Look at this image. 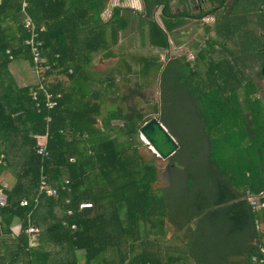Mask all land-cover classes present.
Returning a JSON list of instances; mask_svg holds the SVG:
<instances>
[{"label": "trees", "instance_id": "16d2710c", "mask_svg": "<svg viewBox=\"0 0 264 264\" xmlns=\"http://www.w3.org/2000/svg\"><path fill=\"white\" fill-rule=\"evenodd\" d=\"M24 1L36 31L44 29L35 38L41 42L39 83L54 106H45L39 83L0 94V172L15 176L0 206V231L11 237L0 244V264H48L46 241L59 251L54 264H79L77 251L81 264H166L146 251L153 242L140 230L162 228V219L171 220L173 212L192 218L198 206L184 201L193 188L201 192L198 187L207 183L202 179L221 190L233 187L236 193L227 200L258 197L264 204V195L259 197L264 191V106L245 71L247 55L225 51L228 56L214 58L206 46L192 60L180 56L162 62L109 50L129 19L140 45L164 51L168 36L186 20L200 23L238 0H205L208 8L202 0H176L177 12L171 9L173 0H141V12L112 6L105 23L99 16L110 0ZM22 2L0 0V67L10 59L32 65L24 45L29 34ZM157 10L161 27L152 19ZM54 30L59 34L50 38ZM212 44L207 38L206 45ZM256 56L263 58V50ZM109 61L118 79L108 74L99 79L97 68ZM3 76L0 68L1 81ZM156 84L158 101L148 103L144 91ZM155 114L177 143L167 158L171 185L164 188L153 187L154 155L145 158L139 151V129ZM40 147L45 155L37 153ZM41 177L57 188L56 196L38 191ZM173 191L180 192L178 202ZM80 203L90 207L79 210ZM257 211L264 225V207ZM14 221L19 229L12 236ZM30 225L43 226L35 246L25 234ZM259 246L264 247V233L246 247L242 264H260Z\"/></svg>", "mask_w": 264, "mask_h": 264}, {"label": "crops", "instance_id": "0c3cea01", "mask_svg": "<svg viewBox=\"0 0 264 264\" xmlns=\"http://www.w3.org/2000/svg\"><path fill=\"white\" fill-rule=\"evenodd\" d=\"M202 1V7L208 8L209 4L204 2L205 0ZM120 2L117 6L128 8L135 12L142 11L141 0H122ZM229 4L231 3L229 2L228 6ZM170 5L171 9L175 12L181 10V6L176 0H173ZM231 5L230 9L227 6V8L220 10L215 15H206L201 19V22H205L203 26L208 28V31L205 32L204 27H202L203 32L201 36L203 45H205L202 47L205 48L207 46L206 48H208L212 56L216 54L217 57L214 58L228 56L225 51H231V54L234 56H240L241 54L247 55L245 57V71L252 72L254 69L255 72L253 71L252 77L258 88V85L264 82V77H258L257 75L260 73L259 70L264 61V57L260 58L256 56L259 51L262 52L264 49V0H238ZM112 6H114V0H110L106 4V9L100 14L99 18L101 22L105 23L108 20ZM191 8L197 10L198 7L191 4ZM159 11H156V17L158 19V23H156L161 27V22L158 17ZM207 20L211 22L208 25ZM188 22L186 20V23ZM133 29L134 26L131 20H127L126 26L117 34V43L109 49L112 50L113 55L130 54L132 52L130 51L131 49L146 47L145 44L142 46L135 40L133 37ZM78 30L85 32L81 27ZM207 38L210 44L212 42L214 44L206 45ZM193 48L194 54L197 49H200L195 45H193ZM152 49L158 50L155 48ZM0 68L2 74H4L3 81L0 80V94H3L8 88L13 90L24 87L31 88L39 83L40 77L38 73L35 77L33 65L27 61L10 59L5 65L2 64ZM258 93L256 94L257 98ZM3 176L4 173L0 172V182L4 181ZM168 182L170 183V180ZM209 184L210 188H208L207 193L203 191L204 186L198 187L196 185V187L200 188L201 192L193 188L195 194L188 195V199H191L187 203L192 204L193 208H195V205L198 206V209L193 212L192 218L182 215H177L176 217V213L173 212L174 215L170 214L171 220L162 219V228L160 226H154L153 229L146 230V228L142 227V230H140L142 234L146 233L149 240L153 242L146 251L152 253V257L155 260L166 264H242L246 247L257 243L258 234L264 233V225L262 221H260V224L258 222V211H253L252 209H250L251 212L249 211L247 197L238 195L235 199L227 200L228 197L236 193L233 187H227L230 188L229 190H221L211 182ZM183 224L187 225L182 226ZM257 225L259 226L258 228ZM13 227L18 232L19 227L16 221L9 226L11 235V229ZM31 227L36 229L34 236L41 237L43 226L40 225L37 228L30 225L29 228ZM10 238L0 231V244L2 241L8 242ZM214 238H219L218 242L223 244L221 248L219 247V260H212L210 253L213 251H205L204 244H202V241L206 240L212 243ZM47 242L43 244L45 246L44 249L51 251L55 255L57 247L54 250L55 246L49 245ZM34 243V245H31L28 240L29 245L35 246L37 244V238ZM135 248L134 253L141 249L140 245ZM187 248L191 249V251H188ZM76 253L77 257L80 255L78 257L80 259L81 252L77 251ZM55 256L57 257L58 255L56 254ZM107 256L109 257L110 255L107 254ZM56 260L54 259L52 261Z\"/></svg>", "mask_w": 264, "mask_h": 264}, {"label": "rangeland", "instance_id": "374dc122", "mask_svg": "<svg viewBox=\"0 0 264 264\" xmlns=\"http://www.w3.org/2000/svg\"><path fill=\"white\" fill-rule=\"evenodd\" d=\"M121 3V2H120ZM156 11H154V15L152 17V19L158 23V19L156 17ZM205 23V22H204ZM208 23H211L210 21L207 20V25ZM203 22L201 23H197L196 21L194 22H188L186 24H184L183 26H181L177 31H175V33L173 34L172 37H168V43H169V47L167 50L164 51H158V50H154L152 48H149L148 46L144 47V48H136V49H131L130 51H132V53H136L137 55H144V56H156L157 58H159L162 62H166L169 58H179L180 56L185 57L186 60H192L193 56H194V48L193 45H195L197 48H203V39H202V32H203ZM206 25V24H205ZM137 41L140 42V37H136ZM132 47V45H131ZM213 57H217L216 54H213ZM112 64L113 61H109L108 63L101 64L100 68H97V70L101 71L100 73H97L98 78H103V76H106V74L111 75L112 78H116L118 79L117 76H114L111 72L112 69ZM97 67V66H96ZM95 67V68H96ZM200 68L202 69V65L200 64ZM254 71V69H253ZM253 71L250 72L251 75H253ZM94 71H91V74ZM255 72V71H254ZM92 76H96V74H93ZM36 77V74H35ZM118 85H121V83L117 81ZM255 83V82H254ZM258 98L261 100L263 106H264V82H261L258 85ZM145 97L148 98L147 102L150 103V101L152 102H157L158 101V90H157V84L152 86L149 89H146L144 91ZM151 116H156L158 118V114L155 115H151ZM113 124H119L118 122L114 121ZM142 143V147L139 148L140 154L145 157V158H149L150 154L154 155L155 158V165L157 167V179L153 185L154 188H164V187H168L170 186V183L168 182L170 179V177H166L164 175V171L166 168L169 169L168 167V161L167 158L166 159H160L159 157H157L152 149L150 148L149 144H147V142L143 139H140ZM167 166V167H166ZM7 171V170H5ZM10 171V170H9ZM9 171L4 172V176L3 179L4 181L0 182V187H2V191L5 190H9L14 182H15V176L11 173H9ZM12 172V171H11ZM2 173V172H1ZM168 178V180H167ZM5 182V183H4ZM202 182H207V183H202L203 185H205L203 187V191L205 193H207L208 188H210V184L209 181L202 179ZM12 183V184H11ZM5 194V192H3ZM174 196L176 197L175 202L180 198L178 196L177 191H173ZM195 194L194 191H191L188 193V195H192ZM191 198L189 199H185L184 202H188ZM178 202V201H177ZM259 224H260V219L258 220ZM18 228V227H17ZM12 235H14V233L16 234L17 229L15 227H13L11 229ZM36 233V229L35 228H29L26 230L25 234L29 235V243L31 245H34L35 240L37 237L34 236V234ZM219 238H214L212 240V243H209L207 240L206 241H202V244H204V249L205 251H213L210 253V258L213 260H219L220 258V253H219V247L221 248L223 246V244L221 242H218ZM200 244V243H199ZM54 250H56V247L54 248ZM188 251H191V249L187 248ZM59 251L56 250L55 254H57ZM80 254V253H78ZM80 256V255H79ZM78 256V257H79ZM57 259V257L53 254L50 253V259H49V263L48 264H54L55 261L54 260ZM82 263V259L80 257L79 259V264Z\"/></svg>", "mask_w": 264, "mask_h": 264}, {"label": "built area", "instance_id": "2783aa9c", "mask_svg": "<svg viewBox=\"0 0 264 264\" xmlns=\"http://www.w3.org/2000/svg\"><path fill=\"white\" fill-rule=\"evenodd\" d=\"M120 1H122V0H114V6H117V4L120 3ZM25 8H26V2L23 0V2L21 3V13L23 15V27L27 30V32L29 34L28 38L25 39V41H24V45L29 48V53L31 55V60H32V65H33V70H34V73L37 75L38 71L40 70V67L38 64L41 61V59H40L41 42L35 40V38L37 37V33L43 32L44 29L41 27V28H38V30L36 31L34 23L25 13ZM38 75H39V73H38ZM37 85H38V89L44 93L45 106L49 109L52 108L54 106V102L51 101V95H49L47 92H45L43 86L40 83ZM31 99L34 102L36 101V93L35 92L31 93ZM35 106H37V104H35ZM37 153L38 154L43 153L45 155V153L41 147L37 150ZM38 191L41 192L42 194H44L45 196H56V194H57V188L50 187L42 177L40 178V181H39ZM3 192L4 191H2V187H0V206H3L5 204V201H6V196ZM247 202L253 211H257V210L264 207V204L259 201L258 197H247ZM25 204H26L25 201L20 202L21 206H24ZM89 207H90V204H88V203H80L78 205L79 210L84 209V208H89ZM67 214H70V212L67 211ZM258 227L259 226L257 225V228ZM259 252L263 254V257L261 258V260H259V263L264 264V247L259 246ZM251 260L253 262H255V257H252Z\"/></svg>", "mask_w": 264, "mask_h": 264}, {"label": "water", "instance_id": "95a60500", "mask_svg": "<svg viewBox=\"0 0 264 264\" xmlns=\"http://www.w3.org/2000/svg\"><path fill=\"white\" fill-rule=\"evenodd\" d=\"M59 34V30L49 33V37L53 38ZM264 53V49H263ZM139 138L144 139L149 144L153 153L160 159H166L171 156L177 149L176 141L169 135L167 130L156 119L151 116L139 129ZM264 195V191L260 197Z\"/></svg>", "mask_w": 264, "mask_h": 264}, {"label": "flooded vegetation", "instance_id": "af4514ba", "mask_svg": "<svg viewBox=\"0 0 264 264\" xmlns=\"http://www.w3.org/2000/svg\"><path fill=\"white\" fill-rule=\"evenodd\" d=\"M260 73H261V75L264 77V61H263V63L261 64V66H260ZM167 167V166H166ZM169 167H171V165L169 166ZM164 175L166 176V177H168V168H166L165 169V171H164Z\"/></svg>", "mask_w": 264, "mask_h": 264}, {"label": "bare ground", "instance_id": "6f19581e", "mask_svg": "<svg viewBox=\"0 0 264 264\" xmlns=\"http://www.w3.org/2000/svg\"><path fill=\"white\" fill-rule=\"evenodd\" d=\"M143 140V139H142Z\"/></svg>", "mask_w": 264, "mask_h": 264}]
</instances>
